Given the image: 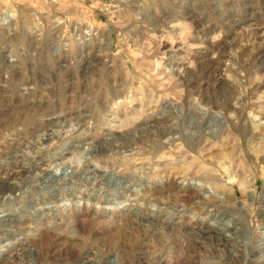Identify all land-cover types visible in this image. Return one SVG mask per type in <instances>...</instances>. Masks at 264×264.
Here are the masks:
<instances>
[{"label":"rangeland","instance_id":"obj_1","mask_svg":"<svg viewBox=\"0 0 264 264\" xmlns=\"http://www.w3.org/2000/svg\"><path fill=\"white\" fill-rule=\"evenodd\" d=\"M0 264H264V0H0Z\"/></svg>","mask_w":264,"mask_h":264},{"label":"bare ground","instance_id":"obj_2","mask_svg":"<svg viewBox=\"0 0 264 264\" xmlns=\"http://www.w3.org/2000/svg\"><path fill=\"white\" fill-rule=\"evenodd\" d=\"M183 1V0H182ZM55 24V23H54ZM56 26H58V27H60V28H62V29H66V23L65 22H63V23H61V25H60V23L59 22H56V24H55ZM79 28H80V25L79 24H76V27L74 28V33H75V36L77 37V40H78V42L81 44V48H82V50H83V48H84V46L86 45V43H88L89 45H90V48H91V44H92V37H93V35H94V31L93 30H91V29H87L84 33H81L80 31H79ZM96 30V29H95ZM87 32V33H86ZM98 34V31L97 32H95V34ZM95 36V35H94ZM88 41V42H87ZM97 43V42H96ZM103 44V43H102ZM102 52V51H101ZM83 54H85L84 52H83ZM113 91V90H112ZM120 92V91H119ZM122 92V91H121ZM120 92V93H121ZM120 96H119V94L117 95V96H115L114 98L115 99H118ZM121 98H122V96H121ZM123 99V98H122ZM32 101V100H31ZM32 104V103H31ZM105 105V104H104ZM204 111V110H203ZM205 114V113H204ZM23 119V118H22ZM157 124V123H156ZM18 136V135H17ZM166 136V135H165ZM88 146V145H87ZM10 155V154H9ZM6 156V155H5ZM15 158V157H14ZM77 164L78 165H80L81 164V161H77ZM16 167V166H15ZM18 167V166H17ZM59 170V169H58ZM5 171V170H4ZM213 227V226H212ZM225 227V226H224ZM228 227L226 226L224 229H222V230H224V232H227L228 233ZM6 246V245H5ZM8 246V245H7Z\"/></svg>","mask_w":264,"mask_h":264}]
</instances>
